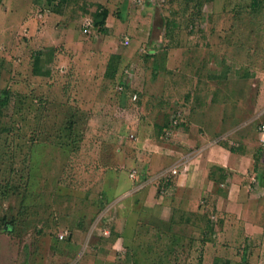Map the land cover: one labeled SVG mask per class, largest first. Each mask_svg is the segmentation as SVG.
Returning a JSON list of instances; mask_svg holds the SVG:
<instances>
[{"label": "rangeland", "instance_id": "rangeland-1", "mask_svg": "<svg viewBox=\"0 0 264 264\" xmlns=\"http://www.w3.org/2000/svg\"><path fill=\"white\" fill-rule=\"evenodd\" d=\"M198 1L0 0V264H159L170 233L176 264H264V115L244 110L215 139L254 157L246 195L223 193L228 178L205 201L174 198L190 102L226 76L250 83L231 86L244 98L264 85V0H211L200 16ZM207 114L214 125L219 107ZM210 241L224 249L205 256Z\"/></svg>", "mask_w": 264, "mask_h": 264}, {"label": "crops", "instance_id": "crops-1", "mask_svg": "<svg viewBox=\"0 0 264 264\" xmlns=\"http://www.w3.org/2000/svg\"><path fill=\"white\" fill-rule=\"evenodd\" d=\"M42 29L37 28L36 30L38 32H42ZM173 53L176 52L173 50ZM186 59L187 57L185 60ZM162 69H165V71H175V68L169 67L168 65ZM177 72L185 71L177 70ZM254 79L255 78H251V80ZM222 80V83L224 84L223 88L221 87L217 89V93H212L209 99H206L205 94L203 100L197 101L196 105L190 102L188 110L189 113L184 120L185 124L182 127H178V131L176 132L175 137L177 138V141L175 148L178 153L182 154L184 152L183 156H186L183 160L185 163L183 166H180L178 163L175 164L176 166L174 167V170H177V173H175L174 176L175 178L177 177V179H175V184L179 187V191L177 192L179 194H177V197L174 198L175 200H178V202L182 201L183 203L193 205L194 202L197 201L196 198L199 196L203 197L204 201L205 197L210 194L216 196V193H212L215 192L212 190L213 187L217 184L223 185L224 182H227L228 178L232 180L233 183L231 184H233V186L227 190L225 189L224 192L222 191L223 193L228 194L233 198L237 195H246V192H248L245 187L241 189V187H238L237 185L242 183V180L246 178L245 175L254 173V157L237 147H231L233 150H231V148L226 149L224 148V145L219 144V142H216L215 139L235 134L239 130V127H241V122L244 123L243 121H246L243 119L240 121V115L244 110L253 109L254 113L249 120L263 117L264 85L257 84L258 87H256V84L251 82V86H255L256 88L254 93H250V95L246 97L248 99H246L241 94L231 93L230 90L231 86L235 84L236 89L243 88L246 84L249 86L250 83H248V81L241 78L232 83L233 81H228L229 79L227 76ZM191 100L194 101L193 98ZM209 106L219 107L218 118L215 117L216 120H214V118H209L210 121L215 122L214 125H209L208 123L207 110ZM197 115H203L205 118L201 119L202 121H199L196 118ZM236 118H238L239 121L236 122ZM217 132L218 134L215 135ZM195 146L199 147V150L193 149ZM188 149H193V151H189ZM163 152H165V154L168 153V151ZM192 152L193 154L191 155ZM261 181H264V175L261 178ZM146 199L147 204H151L153 202L149 196H147ZM155 202L160 203L158 199H156ZM220 223L222 224V221ZM223 224L225 229L230 228V230L231 227L229 224L233 225L235 232L240 225L239 223L234 222L231 216H224ZM224 234L225 233L222 231L219 232V238L224 236ZM211 243L216 245L218 248L224 249L223 245L220 246L218 242L210 241L204 247L205 256L211 246Z\"/></svg>", "mask_w": 264, "mask_h": 264}, {"label": "trees", "instance_id": "trees-1", "mask_svg": "<svg viewBox=\"0 0 264 264\" xmlns=\"http://www.w3.org/2000/svg\"><path fill=\"white\" fill-rule=\"evenodd\" d=\"M69 0H45V2H47L48 4L49 3H52V2H56V5L57 6H60V5H62L63 3H65V2H68ZM211 0H199L198 2H197V4H196V7H198L197 8V12L195 13V14H198V16H200V11H201V8H202V6H203V4L205 3V2H210ZM259 5V0H252V3H251V6H252V8L254 9V8H256L257 6ZM104 15V14H103ZM96 17L98 18V17H100V15L99 14H96ZM103 24V21L101 22V25ZM93 26H94V23H93ZM151 54V53H150ZM156 63V62H155ZM37 72H39V71H37ZM128 86L125 84L124 85V88H127ZM7 96L4 98V99H1L0 100V104L1 105H5L6 104V101H7ZM123 103V98L121 99V101H120V104H122ZM172 118L170 119V120H168L165 124H164V127H163V130H165L166 128L167 129H169V127L172 125ZM180 123V122H179ZM165 128V129H164ZM231 150H233L232 148H231ZM262 155H263V152H262ZM208 221H207V225H206V228L207 229H209V227H207L208 226ZM210 230V229H209ZM159 234H158V236L159 235H161V234H163V233H161L160 231L158 232ZM170 235H171V238L169 239V240H167V244H166V246L168 245L169 247H166V254L168 255V257H166V256H164L163 257V259H161V261H159V264H176L175 263V260H177V246H179V243H180V237H179V235H174V234H172V233H170ZM166 236V235H165ZM171 261H174V263H171ZM181 264H184V263H181Z\"/></svg>", "mask_w": 264, "mask_h": 264}, {"label": "built area", "instance_id": "built-area-1", "mask_svg": "<svg viewBox=\"0 0 264 264\" xmlns=\"http://www.w3.org/2000/svg\"><path fill=\"white\" fill-rule=\"evenodd\" d=\"M161 1H164V0H161ZM92 25H93L92 23H85L86 28L84 29V31H88V27H91ZM123 44L124 45L129 44V39L127 37L124 38ZM135 99H136V95H133L132 100H135ZM179 117H180V114L175 116V118L172 120V126L175 127L179 123ZM259 129H260L261 135L264 136V125H261ZM165 132H166L165 134L168 135V134H171L169 132H173V130H166Z\"/></svg>", "mask_w": 264, "mask_h": 264}]
</instances>
